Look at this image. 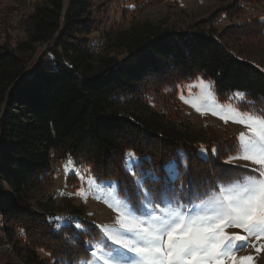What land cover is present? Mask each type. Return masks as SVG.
Segmentation results:
<instances>
[{
  "label": "trees",
  "instance_id": "1",
  "mask_svg": "<svg viewBox=\"0 0 264 264\" xmlns=\"http://www.w3.org/2000/svg\"><path fill=\"white\" fill-rule=\"evenodd\" d=\"M92 1L69 0L66 8L64 0H45L28 18L26 39L15 48L0 45V229L21 245L16 252L24 264H48L43 252L68 263L89 255L83 240L66 241L51 207L35 198L36 188L51 177L53 156L85 165L98 180L118 182L122 194L134 187L124 168L129 151L148 157L142 170L160 176L162 165L186 155L188 170L181 166L175 181L182 200L189 190L203 192L236 178L217 174L223 164L219 147L211 149L208 128L154 109L151 89L201 75L213 82L218 98L245 92L252 103L242 101L241 107L264 109V71L209 32L143 26L117 34L110 53L97 52L85 38ZM256 26L264 37V20ZM43 44L53 46L30 69Z\"/></svg>",
  "mask_w": 264,
  "mask_h": 264
},
{
  "label": "rangeland",
  "instance_id": "2",
  "mask_svg": "<svg viewBox=\"0 0 264 264\" xmlns=\"http://www.w3.org/2000/svg\"><path fill=\"white\" fill-rule=\"evenodd\" d=\"M44 1L0 0V45L15 48L17 43L25 40L28 18L35 7ZM64 3L67 8L69 0H64ZM88 18L92 28L85 38L100 53H110L107 50L108 45L115 36L124 31L129 32L132 28L141 29L143 26H148L151 29L172 31L196 28L211 33L236 57L264 71V37L261 31L255 28L258 20H264V0H93ZM52 46L53 44H43L37 47L30 69L47 54ZM198 78L211 82L200 75L183 81L176 87L161 85L159 90L151 89L148 93L151 106L174 118L180 116L188 119L197 128H208L211 134L209 138L215 143L212 145V151L215 149L216 153L219 147L221 154L219 161L222 160L223 166L228 167L223 171V166H220L218 175L237 177L238 174H253L252 170L259 166L251 161L234 159L230 163L227 162L230 156L237 154L238 134L247 132V129L232 121L225 123L223 119L210 111L201 114L191 106V103L181 99V95L189 100L199 97L195 102L212 106L211 99H204L207 90L201 89ZM211 84V92L216 102L225 106L231 103L242 111H248L246 108L250 107H241L242 101L234 99L233 94L225 99L218 98L213 82ZM188 85L193 87L189 90ZM68 160L53 156L51 177L36 188L35 198L46 202L51 207L53 220L62 225L56 229L65 234L66 241L75 244L83 240L89 255L85 259L68 263L55 257H48L44 252L41 253L44 258H47L48 264H81V261L87 260L90 256L86 242L99 239L100 226H112L117 218V212L112 207H109L103 199L96 198L106 193H98L86 183L90 177H94L97 183L101 180L93 175L90 168L78 164L73 159H71L73 164L66 171L65 164ZM82 187L85 196L76 194ZM120 195L123 194L120 193ZM77 223L83 227L76 228ZM64 224L69 226L64 227ZM0 226H3L1 216ZM227 231L232 233L241 230L230 228ZM262 245H264V239L257 241L255 237L250 238L247 247L241 248L236 255L238 257L252 256L254 257L252 264H264ZM20 246L13 244L12 239L9 241L0 229V264H24L16 252ZM257 248H260V251H257Z\"/></svg>",
  "mask_w": 264,
  "mask_h": 264
},
{
  "label": "snow or ice",
  "instance_id": "3",
  "mask_svg": "<svg viewBox=\"0 0 264 264\" xmlns=\"http://www.w3.org/2000/svg\"><path fill=\"white\" fill-rule=\"evenodd\" d=\"M198 83L207 90L204 99H211L212 106L195 102L199 97L189 100L181 95V99L201 114L210 111L225 123L244 126L247 132L237 136V154L227 162L243 159L259 167L252 170L253 174L223 183L217 181L203 192L189 190L190 194L182 200L175 195V181L180 178L181 166L188 170L186 155L178 154V160L162 165L164 175L160 176L155 169L142 170L148 157L140 158L129 151L124 168L133 177L132 191L125 190L121 196L116 181L97 183L94 177L86 181L96 192L106 193L96 198L112 207L117 218L112 226H100L99 239L86 242L90 256L81 264H252L254 257H238L236 252L247 247L250 238L264 239V109L242 111L231 103L221 105L211 92V82L198 78ZM187 87L190 90L193 85ZM246 95L236 92L233 98L246 101ZM205 151L201 146V153ZM72 164L69 158L65 170ZM161 181L159 190L145 187L146 183ZM76 194L85 196L83 187ZM55 226L59 229L62 225ZM75 227L83 226L77 223ZM230 228L241 231L230 233Z\"/></svg>",
  "mask_w": 264,
  "mask_h": 264
}]
</instances>
